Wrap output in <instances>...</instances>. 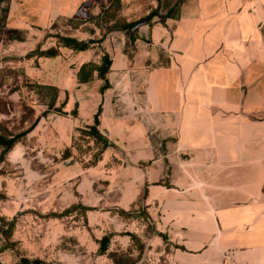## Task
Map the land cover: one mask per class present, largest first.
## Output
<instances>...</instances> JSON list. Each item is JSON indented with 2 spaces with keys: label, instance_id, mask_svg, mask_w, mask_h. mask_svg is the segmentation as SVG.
Instances as JSON below:
<instances>
[{
  "label": "crops",
  "instance_id": "obj_1",
  "mask_svg": "<svg viewBox=\"0 0 264 264\" xmlns=\"http://www.w3.org/2000/svg\"><path fill=\"white\" fill-rule=\"evenodd\" d=\"M110 1L22 0L11 16L40 50L55 47L51 25L73 17L83 23L60 35L103 37L82 52L58 48L51 59L71 57L76 82L82 63L111 58L98 125L110 146L83 175L118 161L109 168L119 177L111 207L144 208L175 245L174 264H264V0H119L127 23L154 13L137 26L130 56L124 32L105 33L100 22ZM113 83L139 84L146 94L110 92ZM117 220L115 231L133 223ZM115 240L125 246L129 237Z\"/></svg>",
  "mask_w": 264,
  "mask_h": 264
},
{
  "label": "rangeland",
  "instance_id": "obj_2",
  "mask_svg": "<svg viewBox=\"0 0 264 264\" xmlns=\"http://www.w3.org/2000/svg\"><path fill=\"white\" fill-rule=\"evenodd\" d=\"M15 2L20 4L22 0L0 2V135L9 137L26 131L37 117L44 115L0 160V224L2 219L14 221L8 248H4L6 243L0 226V264H15L21 256L40 258L50 264H112L107 256L96 254L94 243V239L110 231L115 233L110 251L117 245L127 246L115 240L116 236L135 233L145 243L138 264H174L175 245L153 234L150 221L143 218L127 221L112 212L115 207H111V197L119 192V177L109 173V168H117L118 161L113 159L106 166H100L86 180L77 162V153L70 147L71 137H78L75 126L72 128V119L76 127L83 128L87 126L88 115L95 113L100 105V81L84 85L72 81L68 63L71 57L61 56L55 61L46 57L39 62L33 57L24 59L30 52L27 49L43 43L34 42L35 34L21 26L19 15L11 18L20 11ZM66 24L62 20L51 27L60 34L66 32ZM44 33L46 38L49 33L47 30ZM45 45L48 44L45 42ZM36 84L58 88L54 109L66 99L64 111L73 98L80 115L72 117L70 112L60 115L55 110H46L44 92H39ZM112 85L110 92L141 97L146 94L145 86L142 88L139 84ZM66 148L72 158L59 165ZM2 149L0 144V152ZM88 158L89 155L82 157L84 161ZM71 205H83L91 210L84 213L71 209L63 217H54ZM117 219L133 223L127 226L128 230L115 231L119 227ZM147 225L151 232L148 237L144 235Z\"/></svg>",
  "mask_w": 264,
  "mask_h": 264
},
{
  "label": "trees",
  "instance_id": "obj_3",
  "mask_svg": "<svg viewBox=\"0 0 264 264\" xmlns=\"http://www.w3.org/2000/svg\"><path fill=\"white\" fill-rule=\"evenodd\" d=\"M4 0H0L3 2ZM120 10V1L119 0H111L110 3L101 9L99 14L100 22L105 33L112 32V31H121L124 32L127 41L125 43L124 52L130 56V50L134 46V42L136 40V28L139 24L149 22L150 17L154 13H150L146 18L139 19L135 22L127 23L123 18H121L118 13ZM167 17L175 16V9H171L167 15ZM67 25L71 26L72 28H77L80 24L83 23V20L78 19L76 17L67 19ZM55 39V47H50L46 50H40V47L36 45L32 51L27 53L23 58L29 59L33 57L34 59L37 57H47L52 58L59 55L58 48H66L73 52H82L85 51L95 43L101 42L102 38L97 40H77L72 37L63 36L59 33L53 35ZM36 60V59H35ZM111 67V58L107 53H103L100 57L99 63L93 62H84L82 63L75 74L76 82L78 84H84L92 80L93 75L96 74V78L100 81V85L98 87V94L103 96L105 91L110 88V84L107 79V74L110 71ZM35 87L39 90V92L43 91L44 93V104L46 106V110H55L60 115H65L66 112L62 111V108L65 105L66 99L57 107L55 108V103L58 94V88L53 85H43V84H36ZM72 117L77 115V103H74V107L69 113ZM41 116L37 117L31 126L21 133L16 135H12L9 137H4L0 135V144L2 145L3 149L0 152V160L2 161L6 152H8L16 142L18 138L31 132L41 121ZM101 115V105L97 107L93 115V123L87 125L83 128H76L75 131L78 134V137L72 136L70 147L73 148L77 153V162L80 164L82 169H87L90 167H94L101 158V154L110 146L109 141L100 133L98 130L99 125V116ZM85 155H89L87 160H83L82 157ZM71 157V152L68 148L64 150L61 156V160H65ZM146 194L144 192L143 196ZM141 198V197H140ZM139 198V200H140ZM71 209H79L82 210L84 213L90 211V207H85L83 205H71L68 210H64L60 214L54 217H63L65 216L69 210ZM112 212L117 213L120 217L124 218L125 220H134L137 218H143L150 221L146 211L144 208L138 209H129V210H122L120 208H115ZM86 219H85V226H86ZM1 232L2 236L5 239L4 248H8L7 243L10 240L12 231L14 229V221L13 220H1ZM149 225L145 230L144 235L146 237L151 235L149 230ZM89 226L87 225V229ZM153 234L157 235L163 241H166L167 238L165 235L158 233L153 229ZM129 237V241L126 247H121L117 245L115 249L110 251V245L112 239L115 236L113 231L104 233L99 239H94V243L96 245V254L98 256H107L112 264H138L143 254L145 243L142 238L135 234V233H125ZM15 264H50L45 262L40 258H30L27 256H21ZM140 264H144L143 262Z\"/></svg>",
  "mask_w": 264,
  "mask_h": 264
}]
</instances>
